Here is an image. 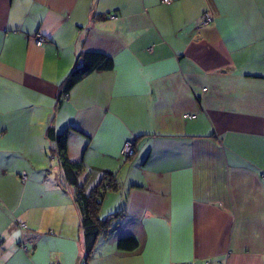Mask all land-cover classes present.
I'll return each instance as SVG.
<instances>
[{
  "label": "crops",
  "instance_id": "obj_1",
  "mask_svg": "<svg viewBox=\"0 0 264 264\" xmlns=\"http://www.w3.org/2000/svg\"><path fill=\"white\" fill-rule=\"evenodd\" d=\"M82 51L113 66L59 100ZM49 125L121 181L85 264H264V0H0V264H84Z\"/></svg>",
  "mask_w": 264,
  "mask_h": 264
},
{
  "label": "trees",
  "instance_id": "obj_2",
  "mask_svg": "<svg viewBox=\"0 0 264 264\" xmlns=\"http://www.w3.org/2000/svg\"><path fill=\"white\" fill-rule=\"evenodd\" d=\"M112 66V58L104 53L98 51L80 52L72 69L60 84L59 100L65 97L71 87L86 74L94 70H108L111 69ZM47 135L54 142V148L61 166L63 180L73 188V198L79 211L80 227L83 235V246L85 250V260L83 263L85 264L97 238L108 232L117 218L123 214V211L117 210L104 216L99 215V205L103 194L106 190H118L121 181L115 174L105 173L98 183L90 190H86L79 183L78 179L82 165L70 161L67 157L66 129L57 133L53 126L49 125L47 128ZM130 141L132 142V152L130 154L121 152V155L126 158L132 156L135 150L133 140L131 139ZM22 178L25 177L22 176ZM116 245L117 248L121 250H133L138 246V240L133 235H125L118 238Z\"/></svg>",
  "mask_w": 264,
  "mask_h": 264
},
{
  "label": "built area",
  "instance_id": "obj_3",
  "mask_svg": "<svg viewBox=\"0 0 264 264\" xmlns=\"http://www.w3.org/2000/svg\"><path fill=\"white\" fill-rule=\"evenodd\" d=\"M165 3L170 2L171 0H162ZM210 19L209 14L206 12L203 14V21H208ZM42 42H44L43 37H40L38 35V37L36 38V43L37 44H41ZM132 142L130 140H126L121 148V152L122 153H126V154H130L132 152Z\"/></svg>",
  "mask_w": 264,
  "mask_h": 264
},
{
  "label": "rangeland",
  "instance_id": "obj_4",
  "mask_svg": "<svg viewBox=\"0 0 264 264\" xmlns=\"http://www.w3.org/2000/svg\"><path fill=\"white\" fill-rule=\"evenodd\" d=\"M38 35L40 36V37H43V36H41L40 34H37L36 36H35V43H36V38L38 37ZM43 39H44V41H45V38L43 37ZM37 44V43H36ZM39 45V44H38Z\"/></svg>",
  "mask_w": 264,
  "mask_h": 264
}]
</instances>
